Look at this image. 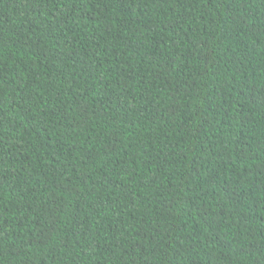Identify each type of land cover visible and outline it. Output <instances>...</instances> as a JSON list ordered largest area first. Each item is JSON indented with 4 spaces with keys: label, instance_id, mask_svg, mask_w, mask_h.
I'll use <instances>...</instances> for the list:
<instances>
[{
    "label": "trees",
    "instance_id": "1",
    "mask_svg": "<svg viewBox=\"0 0 264 264\" xmlns=\"http://www.w3.org/2000/svg\"><path fill=\"white\" fill-rule=\"evenodd\" d=\"M0 264H264V0H0Z\"/></svg>",
    "mask_w": 264,
    "mask_h": 264
}]
</instances>
